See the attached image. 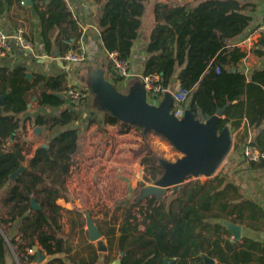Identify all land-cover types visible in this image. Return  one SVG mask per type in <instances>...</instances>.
Here are the masks:
<instances>
[{
  "label": "trees",
  "instance_id": "obj_1",
  "mask_svg": "<svg viewBox=\"0 0 264 264\" xmlns=\"http://www.w3.org/2000/svg\"><path fill=\"white\" fill-rule=\"evenodd\" d=\"M14 1L22 5L21 0H0V14ZM93 1L103 6L99 26L104 51L129 60L134 43L140 38L147 0ZM33 2L47 43L50 44L49 31L57 28L54 43L61 55L70 49L62 43L64 39L73 40V47L79 48L78 20L65 0ZM42 7L45 10H40ZM257 7L253 2L240 0H201L176 6L155 3V25L146 48L143 76H159L160 91L151 96L156 100L177 80L181 88L190 91L187 103L197 119L204 120L224 109L217 131L226 126L238 131L244 124L240 141L264 152V66L246 74L241 68L246 54L231 46L254 27L252 13ZM252 53L264 56V38ZM107 69H115L111 59ZM26 71L0 68V96L8 94L0 106V207H7L0 214V264L10 248L20 255L36 244L48 256L46 264H98L104 254L97 253L92 244L86 245L90 251L88 259L80 258L79 251L72 253L70 234L63 228L64 213H75L79 220L83 214L77 208L66 210L58 204L59 200L73 202L67 182L83 143L82 125L66 105L65 78L40 75L29 82ZM33 97L37 99V113L32 115L28 105ZM21 114L25 116L17 117ZM28 123L44 127L49 135L27 159L23 136ZM90 123L143 129L108 114L101 121L93 117ZM10 140L12 146H6ZM159 156L151 150L141 158L144 170L140 186L145 187L164 174ZM229 161L235 162L228 160L213 177L189 182L163 201L151 196L138 203L141 219L134 214L133 206L128 207L120 235L116 236V228L105 233L110 251L124 253L122 264H163L165 259L174 260V264H204V254L219 264H264V244L246 237L230 241L232 234L225 222L243 225L255 220L260 206L243 193L238 180L230 178L233 172L227 165ZM24 163L26 169L12 180L11 175ZM244 163L249 167L243 169L245 180L252 184L251 171H263L264 159ZM32 200L40 210L32 207ZM141 225L144 231L140 230ZM83 226L80 220L81 239L85 238ZM16 230L18 240L13 234ZM107 258L109 263L111 259Z\"/></svg>",
  "mask_w": 264,
  "mask_h": 264
},
{
  "label": "crops",
  "instance_id": "obj_2",
  "mask_svg": "<svg viewBox=\"0 0 264 264\" xmlns=\"http://www.w3.org/2000/svg\"><path fill=\"white\" fill-rule=\"evenodd\" d=\"M198 1L201 0H172L171 2L168 0H156V3L163 2L170 6H176L195 4ZM240 1L257 4V10L252 13L254 17L253 25L264 17V0ZM65 2L68 10L78 20L79 31L77 35H80V38L77 44L86 52V60L82 63H68L64 61L63 55L60 54L54 43L57 38L58 29L55 28L49 31L48 38L50 39V44H48L41 34L40 22L33 7V0H30L28 5L21 0V6L14 1L9 9L0 14V28L6 34L11 35L18 26H24L28 32L29 39L34 44V50L32 53L23 50H14L11 54L0 56V68H7L10 71L15 68H25L27 69L26 75L27 73L33 75L32 79L28 80L29 82H33L35 77L40 75L45 77L63 76L65 78L64 86L66 90L69 87L75 86L86 89L89 93V100L86 106L82 108H71L77 115L79 124L82 126L85 125L86 129L88 126L91 127L94 125V123H90V119L93 117L101 121L104 114L113 116V111L103 97V90L108 89V85H111L116 92L131 102L139 103L145 100L149 106H153L154 100L148 93L142 79L144 65L147 59L146 48L151 33L140 32V38L134 43L129 58L130 76L125 78L120 77L116 69H113L111 72H108L107 69V62L111 58L104 51L101 28L99 26L103 6L98 5L93 0H65ZM40 10L43 11L45 9L42 7ZM263 66L264 56L257 57L252 52L241 63V68L248 75L252 74L255 69ZM179 88L180 84L175 80L172 87L156 100V108L167 103L166 93L174 97ZM187 104L184 105V108L187 107ZM66 105L68 106V104ZM100 126L101 130L92 129L86 132L84 130L82 131L83 143L81 154L76 158V163L72 168L71 178L68 181V188L73 202L59 200L58 204L66 210H73V208L79 209L83 214L80 220L84 219L85 225L86 213L91 214L92 219L103 234V241L109 247L107 253H99L96 250L97 253L104 254L99 257L98 264H113L119 258L120 253L117 250L110 251L105 233L110 228H116V236L118 237L120 235L119 228L126 213L122 204L128 201L115 191L112 192L115 195L109 193L102 194L103 190L100 188L102 187L103 181L95 184L91 182V179L95 175L107 178L108 180L110 179V183L105 181L109 187L125 186L127 181L129 184L131 166L128 165L125 159V149L129 150L132 143L125 141V137L129 136L128 133L113 131L116 126L106 124H101ZM243 126L244 124L234 134L239 133V131L243 132ZM75 171L77 172L76 174L74 173ZM124 171H128V173H125L126 176L124 175ZM240 176L243 193H246L245 195L247 197L255 199L260 206V212L256 215V219L248 220L246 224L241 225L242 236L240 241L246 237L264 244V180L253 181L250 184L246 182L245 179L247 177L243 173H240ZM96 187L101 190V193ZM164 199L165 197L160 200L163 201ZM145 200H143V203ZM136 215L141 219L140 214ZM80 220L75 213H64L63 228L65 233L70 234L72 253L74 254L79 251L80 258L88 259L90 257V251L86 245L92 244L95 248L96 245L89 241L88 231L85 229L86 226H83L85 238H80ZM144 229L145 227L141 225L140 230L144 231ZM13 234L16 240H18L19 235L17 230ZM230 241L232 243L235 242L232 235ZM18 257H20L18 252L10 248L5 254L3 264H24ZM107 257H109V260L111 259L109 263H107ZM47 261L48 256L46 255V260L42 264H46ZM215 261L216 264H219L217 260Z\"/></svg>",
  "mask_w": 264,
  "mask_h": 264
},
{
  "label": "water",
  "instance_id": "obj_3",
  "mask_svg": "<svg viewBox=\"0 0 264 264\" xmlns=\"http://www.w3.org/2000/svg\"><path fill=\"white\" fill-rule=\"evenodd\" d=\"M23 2L28 5L30 0H23ZM26 76L28 80H31L33 77L31 73H27ZM7 95L6 93L0 96V106L4 105ZM59 97H62V95H59ZM103 97L113 111V117L117 118L120 122L140 125L144 129L159 132L170 138L184 152L185 157L175 164L165 167L161 163L165 170L164 174L154 182L162 183L164 186H161V188L175 186L172 192H178L181 187L183 188L184 184L182 183L190 173L213 177L230 150L231 138L230 133L227 131L229 126H226L221 132L217 131L220 119L224 118V109H218L214 116H207L204 120H200L196 118L192 112L191 104L188 103L184 115L178 118L172 110L174 97L168 93H166L167 103L161 105L159 108H156V99H153V106H149L145 100L139 103L131 102L116 92L111 85H108V89L103 90ZM33 100H36V97H33ZM39 129L41 127L36 128L37 133ZM25 169L26 166H21L11 175L12 180H15ZM150 187L146 188V195L144 198H141L142 200L151 196H156L159 199L158 195L162 193V189L152 185ZM31 204L35 210H40V206L34 200L31 201ZM85 220L89 241L95 243L96 250L99 253H107L109 247L103 241V234L95 224L90 213H86ZM225 225L231 232L234 240L239 241L242 236V226L233 224L230 221H226ZM123 256L124 253H121L113 264H122L121 257ZM202 258L204 264H216L215 259L208 255L204 254ZM36 260L39 263H43L46 260V254L38 250ZM163 264H174V260L165 259Z\"/></svg>",
  "mask_w": 264,
  "mask_h": 264
},
{
  "label": "rangeland",
  "instance_id": "obj_4",
  "mask_svg": "<svg viewBox=\"0 0 264 264\" xmlns=\"http://www.w3.org/2000/svg\"><path fill=\"white\" fill-rule=\"evenodd\" d=\"M172 1V0H168ZM156 3V0H147L145 3L146 9L144 16L142 17V27L140 32H147L150 34L154 28L155 22H154V5ZM36 100H31L29 104V114H36L37 113V106H36ZM46 114V113H45ZM25 114L18 115L17 117L23 118ZM93 124V123H92ZM84 126V127H83ZM82 128L83 130L89 131V130H101L100 125L97 123H94L93 126L89 127L86 129L85 125H83ZM87 126V125H86ZM230 127V126H229ZM36 128L33 124L28 123L27 126V131L26 135L23 136V140L26 141L25 143V149H26V158H30L32 154L34 153L35 149L42 144V142L45 141V138L49 135V132L44 127H41L39 129L38 133L36 132ZM114 132H122V133H128L129 136L125 137V141L127 143H132V146L130 149H125V159L128 163V165L131 166V173H130V183L128 184L126 182L125 186H120V187H109L107 186V183L105 181H108L110 183V179L108 180L107 178H102L99 175H95L92 179L91 182L97 184L103 181L102 187L100 188L103 190L102 194H111L115 195L112 193L115 191L116 193H119L125 198L128 202H123L122 207L126 210L128 207L133 206V212L134 214H140V207H138V203L143 202L141 198H144L146 195V188L150 187L153 185L154 187H158L162 189V193L158 195L159 199H163L164 197H167L169 195L174 194V192H171L175 189L174 187H163L161 188L162 183H150L146 185L145 187H142L139 185L140 182L143 181V170L144 168L141 166L140 161L141 158L146 156L147 151L154 150L157 152L160 156L161 163L165 165V167H168L170 164H175L179 160L185 157L184 152H182L176 144L168 137L164 136L163 134L156 132L154 130H148V129H136L135 127H130L129 129L127 128H122L121 126H116V128L113 129ZM230 133V138H231V147L230 150L223 161L222 165L219 167L217 173H219L222 168L225 166L226 162L228 160L234 159L236 162H231L229 161L228 167H230V171L233 172L229 176L231 179L238 180V184L241 180L240 173L246 174V171L248 167V164L244 163L247 162L245 161L246 159H242V161H238L236 159V154H239L241 151V148L243 146V143L240 141L243 132L239 131V133L234 134L235 131L232 128H229L227 130ZM20 134V133H19ZM113 141V139H112ZM13 140H10L7 142L6 146H12ZM237 146V148H236ZM151 149V150H150ZM242 163V165L240 164ZM240 164V165H238ZM23 166H26V163L23 164ZM242 168V169H241ZM226 169V168H225ZM246 169V170H243ZM239 171V172H238ZM250 177L253 179V181H262L264 180V170L263 171H251ZM75 174L77 173L76 171L74 172ZM96 173V172H95ZM118 173V172H117ZM125 173H128V171H124V175L126 176ZM216 173V174H217ZM254 176V177H253ZM243 177V176H242ZM71 178V176H70ZM69 178V180H70ZM211 177L204 176L203 174H197V173H190L184 180L182 184L183 187L188 184L189 182L200 180L202 182L208 180ZM68 180V181H69ZM68 186V182H67ZM98 191L101 190L96 187ZM152 188V187H150ZM69 189V188H68ZM182 189V187H181ZM150 190V189H149ZM246 194V193H245ZM125 196V197H124ZM127 203V204H126ZM114 208V206H113ZM7 210V207H0V214H4ZM122 216V215H121ZM64 218V217H63ZM67 222V220H65ZM84 226L85 221L83 219ZM85 229H87L85 227Z\"/></svg>",
  "mask_w": 264,
  "mask_h": 264
},
{
  "label": "built area",
  "instance_id": "obj_5",
  "mask_svg": "<svg viewBox=\"0 0 264 264\" xmlns=\"http://www.w3.org/2000/svg\"><path fill=\"white\" fill-rule=\"evenodd\" d=\"M264 38V17L258 21L254 27L235 41L231 46L238 49L240 52L246 54V57L257 48L259 41ZM62 43L68 46L70 49L63 55V60L68 63H82L86 60V52L82 48H75L74 41L71 39H64ZM14 50H23L32 53L34 50V44L28 37V32L24 26H18L15 32L11 35L6 34L0 28V56H5L7 54L13 53ZM111 60L114 62L115 69L120 77L130 76V63L128 59L119 58L117 53L109 54ZM217 72L220 69L217 68ZM142 79L148 93L153 96L160 91V86L158 85L160 79L158 75L153 76H143ZM66 101L70 108H82L86 106L89 100V93L86 89L80 87H69L65 91ZM190 91L179 88L174 95L173 108L176 117L181 118L184 115L185 108L184 105L188 101ZM236 159L242 161L246 159L248 163L250 162H260L264 159V152L251 147L250 145H244L241 148L239 154H236ZM42 251V248L36 244L26 248V250L20 254L22 262L24 264H42L36 260L37 251Z\"/></svg>",
  "mask_w": 264,
  "mask_h": 264
}]
</instances>
